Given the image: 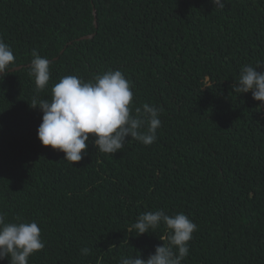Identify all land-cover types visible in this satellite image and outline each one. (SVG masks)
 Returning a JSON list of instances; mask_svg holds the SVG:
<instances>
[{
	"label": "trees",
	"instance_id": "16d2710c",
	"mask_svg": "<svg viewBox=\"0 0 264 264\" xmlns=\"http://www.w3.org/2000/svg\"><path fill=\"white\" fill-rule=\"evenodd\" d=\"M0 39L15 56L0 80V213L41 229L28 264L147 259L166 229H128L160 209L197 224L182 264H264V106L232 87L243 65L264 72V0H0ZM34 50L50 61L40 92ZM110 69L131 82L133 114L162 109L157 139L110 155L90 134L72 165L42 145L30 105L61 77Z\"/></svg>",
	"mask_w": 264,
	"mask_h": 264
},
{
	"label": "clouds",
	"instance_id": "9594fccd",
	"mask_svg": "<svg viewBox=\"0 0 264 264\" xmlns=\"http://www.w3.org/2000/svg\"><path fill=\"white\" fill-rule=\"evenodd\" d=\"M210 2L215 10L225 8L226 0ZM14 63L12 49L0 39V80ZM260 65L261 61L255 66L243 65L232 87L234 93L251 92L252 98L264 106V72L257 71ZM28 70L37 92L45 89L50 80V61L34 50ZM51 92L50 100L34 97L30 105L39 106L43 113L37 137L43 146L63 152V160L72 165L82 160L90 134L97 150L110 155L123 150L130 141L128 137L146 146L157 139L162 109L144 103L136 107L133 114L132 85L120 70L110 69L87 82L76 75H67L52 86ZM161 226L167 234L160 239L163 244L155 247L154 254L147 259L139 255L122 256L118 264H182L189 255L188 242L197 230V224L184 213L169 215L163 209L145 211L128 231L135 230L137 235H142L150 230L155 232ZM44 247L41 229L35 221L17 218L16 222H8L6 215L0 213V261L10 258V264H28V258ZM89 251L80 249L84 256Z\"/></svg>",
	"mask_w": 264,
	"mask_h": 264
}]
</instances>
